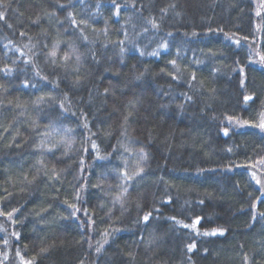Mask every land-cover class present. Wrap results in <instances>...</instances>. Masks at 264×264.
Segmentation results:
<instances>
[{"label": "trees", "instance_id": "1", "mask_svg": "<svg viewBox=\"0 0 264 264\" xmlns=\"http://www.w3.org/2000/svg\"><path fill=\"white\" fill-rule=\"evenodd\" d=\"M0 12V264H264V0Z\"/></svg>", "mask_w": 264, "mask_h": 264}, {"label": "snow or ice", "instance_id": "2", "mask_svg": "<svg viewBox=\"0 0 264 264\" xmlns=\"http://www.w3.org/2000/svg\"><path fill=\"white\" fill-rule=\"evenodd\" d=\"M69 15H71V14H69ZM5 17H4V13L3 12H0V20H3ZM76 23V21L75 20H73V24H75ZM155 26V25H154ZM22 35H23V33H22ZM225 38L226 39H231L230 37H228L227 35L225 36ZM246 39V38H245ZM235 43L237 44V45H239V43H240V41L239 40H237V41H235ZM56 46L54 45V48H55ZM161 47H166V45H161ZM154 55H155V53H153ZM49 55L50 56H52V57H55V55H56V53H55V51H52L51 53H49ZM67 57H65V59H66ZM260 61L261 62H264V55H260ZM54 62V61H53ZM170 63H172L173 65H175V61H171ZM241 72H243V69H241ZM173 79H176V77H173ZM193 79H195V77L193 76ZM241 85H243V80H241ZM244 100H245V102H247V101H250V100H252V97L251 96H245L244 97ZM63 107V106H62ZM125 119H127V117H125ZM229 120H230V122H231V117H229L228 118ZM260 119H261V123H259L258 125H256L257 127H259V128H261V129H264V113H261L260 114ZM236 123H240L239 121H236ZM244 124H248L249 122L248 121H244L243 122ZM224 132H225V135H227V132H228V130L227 129H225L224 130ZM92 147H93V149H96V145L95 144H93L92 145ZM85 151H87V149H85ZM81 163H83V161H81ZM261 163H264V160H262L261 161ZM139 171H142V169H140ZM57 174L55 173V171L53 172V176H56ZM124 176H125V179H131V177H129V176H127V173H125L124 174ZM58 178V177H57ZM253 179H255V173H253ZM256 183L257 184H261V187H262V189H264V184H262L261 183V181L260 180H256ZM124 191H127V189H125ZM117 199H119V198H117ZM70 207H72L73 209H75V205H71ZM17 210L16 209H13L11 212H8V213H0V215H6L7 217H8V219H12V215H13V213L14 212H16ZM72 215L73 216H75L76 215V211H73L72 212ZM150 215H151V213H148V214H146L144 217H143V219L145 220V221H148L149 220V217H150ZM172 219H175L174 217L172 218ZM199 219L200 218H197V222L199 221ZM13 223H15V221H13ZM184 227H189V225H184ZM193 227H194V225H193ZM223 229H218V230H215V231H213V232H211V233H209V232H205L204 233V235H215L217 232H219L221 235H223ZM12 235H14V236H16L17 237V239H19V234L18 233H13ZM105 235H107V234H105ZM5 243H7V241H5ZM195 247V245L193 244V245H190L189 246V251H191L193 248ZM41 251H45V249H41ZM97 251H99V249H97ZM17 255L18 256H20V252H19V250L17 251ZM20 259H21V264H34V262H35V258H33V259H31V260H26L23 256H20ZM247 259V258H246Z\"/></svg>", "mask_w": 264, "mask_h": 264}]
</instances>
